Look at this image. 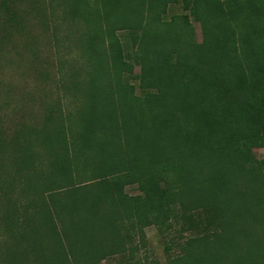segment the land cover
<instances>
[{
	"label": "trees",
	"instance_id": "1",
	"mask_svg": "<svg viewBox=\"0 0 264 264\" xmlns=\"http://www.w3.org/2000/svg\"><path fill=\"white\" fill-rule=\"evenodd\" d=\"M60 1L83 79L0 163V264H141L148 226L168 264H264V0Z\"/></svg>",
	"mask_w": 264,
	"mask_h": 264
},
{
	"label": "rangeland",
	"instance_id": "2",
	"mask_svg": "<svg viewBox=\"0 0 264 264\" xmlns=\"http://www.w3.org/2000/svg\"><path fill=\"white\" fill-rule=\"evenodd\" d=\"M63 8L60 0H18L6 11L0 0V163L5 166L10 165L14 145L23 141L24 132L41 126L50 109L60 105L64 111L74 109L75 97L69 85L73 72L83 67L76 43L82 27L68 20ZM181 12L180 5H171L167 16ZM193 25L200 42V25ZM81 70L76 75L80 81ZM138 70L136 67L135 72ZM136 93L140 94L138 87ZM253 153L256 159H264V145L254 148ZM125 192L141 194L136 185L125 187ZM1 218L0 212V245L4 238ZM176 229L160 233L154 226L146 227L144 246L135 254L141 264H168L178 254L180 235ZM167 234L175 244L170 250H166L170 243ZM99 264H128V256H113Z\"/></svg>",
	"mask_w": 264,
	"mask_h": 264
}]
</instances>
